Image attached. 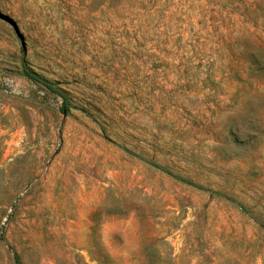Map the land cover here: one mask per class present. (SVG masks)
Wrapping results in <instances>:
<instances>
[{"label": "rangeland", "instance_id": "374dc122", "mask_svg": "<svg viewBox=\"0 0 264 264\" xmlns=\"http://www.w3.org/2000/svg\"><path fill=\"white\" fill-rule=\"evenodd\" d=\"M0 264H264V0H0Z\"/></svg>", "mask_w": 264, "mask_h": 264}, {"label": "trees", "instance_id": "16d2710c", "mask_svg": "<svg viewBox=\"0 0 264 264\" xmlns=\"http://www.w3.org/2000/svg\"><path fill=\"white\" fill-rule=\"evenodd\" d=\"M21 72L23 75H25L29 79H32L36 82L43 84L50 91L60 94V92L50 82H48L47 80L40 77L37 73H35L31 69H29L25 64L22 65ZM60 96L63 99V106H62L61 110L63 113H66L68 108H69L68 100L66 99V97L64 95L60 94Z\"/></svg>", "mask_w": 264, "mask_h": 264}]
</instances>
